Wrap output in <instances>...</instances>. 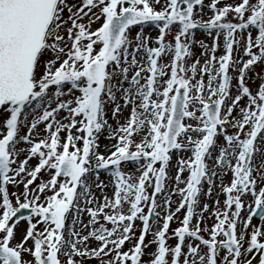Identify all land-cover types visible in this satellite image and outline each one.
<instances>
[{"label": "snow or ice", "instance_id": "6c2138e0", "mask_svg": "<svg viewBox=\"0 0 264 264\" xmlns=\"http://www.w3.org/2000/svg\"><path fill=\"white\" fill-rule=\"evenodd\" d=\"M0 264H264V0H0Z\"/></svg>", "mask_w": 264, "mask_h": 264}, {"label": "rangeland", "instance_id": "374dc122", "mask_svg": "<svg viewBox=\"0 0 264 264\" xmlns=\"http://www.w3.org/2000/svg\"><path fill=\"white\" fill-rule=\"evenodd\" d=\"M173 226H175V225H173Z\"/></svg>", "mask_w": 264, "mask_h": 264}, {"label": "bare ground", "instance_id": "6f19581e", "mask_svg": "<svg viewBox=\"0 0 264 264\" xmlns=\"http://www.w3.org/2000/svg\"><path fill=\"white\" fill-rule=\"evenodd\" d=\"M103 178V177H102Z\"/></svg>", "mask_w": 264, "mask_h": 264}]
</instances>
